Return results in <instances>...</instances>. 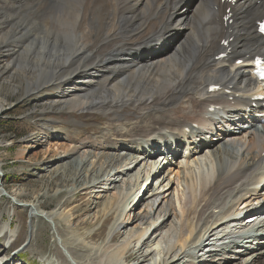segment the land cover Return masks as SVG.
Segmentation results:
<instances>
[{"label":"bare ground","instance_id":"bare-ground-1","mask_svg":"<svg viewBox=\"0 0 264 264\" xmlns=\"http://www.w3.org/2000/svg\"><path fill=\"white\" fill-rule=\"evenodd\" d=\"M22 1L0 5L4 88L20 78L27 81L28 93H53L46 98L49 106L99 110L115 118L126 107L142 113L138 120L105 122L97 135L82 138L79 129L69 135L70 144H61L65 161L56 173L71 183L55 193L65 197L59 210L44 207L41 192L24 201L34 217L55 224L58 264H228L238 255L255 256L248 264H264V248L256 250L264 247V235L253 234L263 233L264 221H246L264 213V206L248 208L264 198V131L245 130L242 124L238 133L226 129L235 128L230 123L241 110L250 118L264 111V99L256 98L264 92L252 91L250 73L254 56L264 55V37L257 32L264 0H27L30 6ZM182 4L194 6L190 16L181 12ZM29 9L33 21L21 15ZM24 35L30 42L14 48L13 40ZM222 52L226 56L219 58ZM3 54L12 59H2ZM238 58L244 65L236 64ZM212 84L221 88L210 92ZM193 96L202 100L203 112ZM6 100H0V112ZM188 100L194 113L178 118L175 112H182ZM40 128L48 134L47 126ZM207 129L216 142L202 141ZM184 140L191 151L176 162ZM204 143L209 148L200 146ZM202 149L207 152L199 158ZM161 150V163L146 167ZM203 157L208 168L195 176ZM140 163L138 173L132 172ZM117 172L127 179L114 184L113 195L100 196L94 214L78 208L81 191L99 185L107 193L105 185ZM155 214L163 219L152 218ZM64 221L68 227L78 222L77 231L64 229ZM132 223L135 229L122 237ZM3 226L0 220V235ZM152 235L164 239L156 257L152 246L144 250ZM6 252L0 248V256Z\"/></svg>","mask_w":264,"mask_h":264},{"label":"rangeland","instance_id":"rangeland-1","mask_svg":"<svg viewBox=\"0 0 264 264\" xmlns=\"http://www.w3.org/2000/svg\"><path fill=\"white\" fill-rule=\"evenodd\" d=\"M200 1L202 0H195L196 3ZM22 3H28L29 6L31 5L27 0H23ZM2 4L3 0H0V5ZM193 7L194 6L185 7L183 11L189 13L190 16ZM6 10L8 13L13 12V14H18L14 9L11 10L6 8ZM21 15L33 21V15L30 13V9L27 10L26 13L23 12ZM30 39L31 37L29 35H24L21 38L14 39L12 45L14 48H19L21 45V47H24V45L30 42ZM3 58L6 60L8 59V61L12 59L4 54L2 55V59ZM13 81L11 86L6 88H4V84L0 81V100L3 98L7 99L3 110L0 112V160L3 166L0 170V220H2L4 225L3 232L5 231L8 237L6 241L2 240L0 248L5 249L6 247L8 249L5 255L9 262L8 264H58V257L53 251V248L58 245L53 236L55 224L52 225L43 220L40 216L34 217L31 214L32 207L23 206L24 201L33 199L35 194L41 192L40 201L43 206L48 209L57 207L59 210L62 202L65 201V197L63 193L60 195H56L55 193H57L59 187L62 188V186L65 185L63 187L65 188L71 183V181L64 182V180H62V175H60L61 173H56V167L65 161V159L60 157V154L63 152L61 144H70L69 135L71 133L75 134V131L79 129L81 136H83L82 138H85L86 134L97 135L102 132L106 123L109 121L125 122L133 118L134 120H138L142 113L138 112L135 108L126 107L120 109L118 111L120 115L119 118H115L114 114L111 113L107 116L99 110L77 112L62 108L59 105L49 106V104H47L49 103V99L46 98L48 96L55 97L53 93L51 94L48 91L28 93L26 89L27 81L25 79L17 78ZM193 97L201 103L203 112L204 106L202 100L197 96ZM191 110L192 103L188 100L184 106V110L182 112H175V115L181 118L180 114L187 115L194 113L191 112ZM128 116L130 119H128ZM108 117L111 118L109 119ZM42 125L48 127V134L41 130L40 127ZM215 140L216 139H214V141ZM200 146L203 148L202 144ZM185 149L186 148L182 146V152L180 151L179 156L175 159L176 162L182 159L184 160L183 153ZM82 150H84V148L80 149V151ZM203 155L204 153L200 154L199 158ZM204 160L206 161L208 159L203 157L202 160H200V163H198L200 164L199 171L193 172L195 176H201L202 171L206 172L208 166L205 165L206 162ZM143 165L144 163H140V165L133 168L134 170L132 172L138 173L139 168H142ZM191 165L192 166L188 168L192 167L191 169H193L195 167L194 163ZM163 176L165 177V175L158 174L156 178L160 177L162 179ZM122 177L123 179H127L124 174L117 172L107 181L105 185L108 189L107 193L100 191L101 187H98L99 185L93 186L90 190L81 191L78 195L79 199L76 201L78 203V208H80V210H88L90 214H94L97 210L95 207L97 202L102 200L100 196L103 194L113 195V193L116 192L113 186L114 184L121 183ZM158 183H160V181ZM154 184L155 183H153L152 186H154ZM162 185L163 184H161V186ZM152 186L148 187L145 192H149ZM16 193L21 196L15 195ZM134 207V212H137L142 207V202ZM133 218L134 216L130 217V219ZM152 218L161 221L163 216L157 217L155 214ZM8 223H11L12 227H9ZM77 224L78 222L68 227V223L64 221L61 225L64 229L74 232L77 231ZM135 227L136 223L128 225L127 228L124 229L122 237H127L128 232L132 229L134 230ZM150 232L151 230L149 233ZM16 236H19V239L12 244L13 246L10 249V247H8L9 243L16 238ZM215 236L216 235H213L212 237ZM59 239H62L63 242V236ZM149 239L148 246H146L144 250L151 249L152 246V249H155L156 257V255H158V247L161 243L163 244L164 239L160 236L155 238L153 235ZM262 248L263 247H259L257 250ZM3 256L4 255L0 256V261L5 258ZM242 256H244L242 261L240 258H236L237 260H233L228 264H239L242 262L243 264H248L250 260L253 259L252 255ZM216 261L218 260L216 259ZM218 262H220V260ZM134 263H137V261ZM201 264L219 263L205 260V262Z\"/></svg>","mask_w":264,"mask_h":264},{"label":"snow or ice","instance_id":"snow-or-ice-1","mask_svg":"<svg viewBox=\"0 0 264 264\" xmlns=\"http://www.w3.org/2000/svg\"><path fill=\"white\" fill-rule=\"evenodd\" d=\"M260 31L264 32V25L260 26Z\"/></svg>","mask_w":264,"mask_h":264}]
</instances>
